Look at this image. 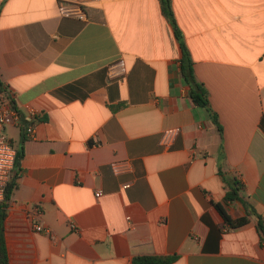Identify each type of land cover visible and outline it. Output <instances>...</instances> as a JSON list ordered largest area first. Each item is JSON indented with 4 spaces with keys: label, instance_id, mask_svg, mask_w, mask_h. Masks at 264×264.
Masks as SVG:
<instances>
[{
    "label": "crops",
    "instance_id": "obj_1",
    "mask_svg": "<svg viewBox=\"0 0 264 264\" xmlns=\"http://www.w3.org/2000/svg\"><path fill=\"white\" fill-rule=\"evenodd\" d=\"M171 5L217 121L160 0H0V84L19 112L9 264H264V0ZM226 177L255 211L238 228L215 206L247 215Z\"/></svg>",
    "mask_w": 264,
    "mask_h": 264
},
{
    "label": "trees",
    "instance_id": "obj_2",
    "mask_svg": "<svg viewBox=\"0 0 264 264\" xmlns=\"http://www.w3.org/2000/svg\"><path fill=\"white\" fill-rule=\"evenodd\" d=\"M162 4V10L164 15L170 20L175 29V34L179 40L180 47L182 49V59H181V74L186 83L192 88V98L199 104L208 108L211 112L212 117L215 121L218 120L217 113L213 110L209 100V92L205 85L199 82L195 76L194 72V60L192 55L184 41L183 35L177 26V22L172 10L171 0H160ZM0 90H4L0 84ZM22 153L18 150V156ZM221 170V169H220ZM13 177V174H12ZM17 177V175H16ZM227 181V194L226 200L238 199L242 201L247 209V215L240 218H232L227 210L219 203H215L216 208L219 210L223 216L225 222L229 224L232 228L241 227L249 222V216L255 213L254 209L243 200V197L239 194L241 189V183L238 179L234 178L230 180L226 177ZM16 187V182L12 181L8 184L5 199L0 203V264H9L8 251L5 239V227L4 219L6 216V209L9 206V201L12 197L13 191ZM258 228L260 230L261 237L264 239V223L262 217L258 215ZM178 259L177 254L172 255H137L132 259L131 264H172Z\"/></svg>",
    "mask_w": 264,
    "mask_h": 264
},
{
    "label": "built area",
    "instance_id": "obj_3",
    "mask_svg": "<svg viewBox=\"0 0 264 264\" xmlns=\"http://www.w3.org/2000/svg\"><path fill=\"white\" fill-rule=\"evenodd\" d=\"M62 13L69 16H74L82 20H87V15L84 9L79 5L61 7ZM19 120V112L13 107V95L6 90H0V203L5 199L8 184L12 179V174L17 160V150L11 144L4 133V128L8 124L16 123ZM26 131L31 136H34L35 127L29 125ZM127 183L125 186H129ZM102 192H98L100 195ZM35 213L39 214V209H35ZM75 227V225H72ZM37 231L51 233L49 228H45L40 224H36Z\"/></svg>",
    "mask_w": 264,
    "mask_h": 264
},
{
    "label": "water",
    "instance_id": "obj_4",
    "mask_svg": "<svg viewBox=\"0 0 264 264\" xmlns=\"http://www.w3.org/2000/svg\"><path fill=\"white\" fill-rule=\"evenodd\" d=\"M191 92V91H190ZM195 103L197 104V102L195 101Z\"/></svg>",
    "mask_w": 264,
    "mask_h": 264
}]
</instances>
